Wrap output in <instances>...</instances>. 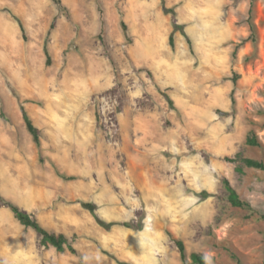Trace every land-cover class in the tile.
<instances>
[{
	"label": "rangeland",
	"instance_id": "1",
	"mask_svg": "<svg viewBox=\"0 0 264 264\" xmlns=\"http://www.w3.org/2000/svg\"><path fill=\"white\" fill-rule=\"evenodd\" d=\"M59 1L0 0V194L76 252L0 208V264H264V0Z\"/></svg>",
	"mask_w": 264,
	"mask_h": 264
},
{
	"label": "trees",
	"instance_id": "2",
	"mask_svg": "<svg viewBox=\"0 0 264 264\" xmlns=\"http://www.w3.org/2000/svg\"><path fill=\"white\" fill-rule=\"evenodd\" d=\"M53 1L57 5H59V7H60V1L59 0H53ZM251 6H252V2L250 4V9H251ZM2 9L5 10L10 15V17H12L16 21L18 28L20 30L22 39L26 40L25 27H24L22 21L20 20V18L10 8L4 7ZM55 21H56V16H54L52 18L47 34L50 32V30L53 29V27L55 25ZM121 26H122L123 30L125 31V29H126L125 25L123 23H121ZM178 29L182 30V25L174 23L172 30L168 36V42H169L170 47H172V48L174 47V32ZM183 34H184L188 44H190V39L188 38V36L184 32H183ZM43 52H44L45 57H46V63L48 64L50 62V54L48 51L46 40L43 43ZM233 81H235V78ZM8 88L10 89L11 93L16 96V92L9 85H8ZM230 99H231V103H232L233 102L232 95H231ZM19 108H20V112H21L22 118L24 120L27 131L30 133L35 146L37 148H40V145H41L40 130L38 129L37 126L34 125L32 120L30 119V117L27 114L22 102L19 103ZM247 143H250L252 145H257V141L255 139V136H253V135L249 136L247 138ZM244 162L249 167H252L255 169H264V163L262 161L255 160L252 158H245ZM60 175L64 179H72L73 178V176H68L65 174H60ZM223 183H224V186H225L227 193H228V201L232 206L239 207V208L250 207L249 202L246 199L239 196L238 192L235 190L234 187H232V185L229 183V181L227 179H224ZM199 195L201 198L204 199V198H207L210 195V193H208L206 190H201L199 192ZM81 205L91 213V215L94 217L97 224L100 225L101 227H103L104 229H109V228H111L113 226H117V225H121L124 227H131V224L128 221H105V220L101 219L100 217H98V215L96 213V204L93 202L84 201V202H81ZM0 208H8L12 212L13 216L17 219V221L21 225H23L26 228H30L33 231H35L36 233H38V235L40 236V244L42 246H44V247L51 246L58 252H62L66 249L72 253L76 252V249L72 245V241L64 233L53 232V231L46 229L45 227H43L39 223V221L34 216H32L31 214H29L28 212H26L25 210L20 208L14 202L4 198L1 194H0ZM172 240L178 249L180 259L183 261L184 264H210L209 261L206 259V257L199 252L193 251L187 255L186 250H185V245L181 239L172 237ZM80 264H84V263L80 262Z\"/></svg>",
	"mask_w": 264,
	"mask_h": 264
}]
</instances>
